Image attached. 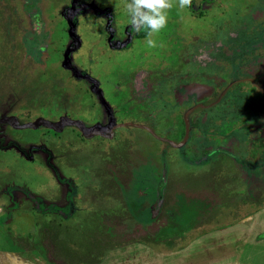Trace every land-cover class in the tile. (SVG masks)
Masks as SVG:
<instances>
[{
    "label": "rangeland",
    "instance_id": "rangeland-1",
    "mask_svg": "<svg viewBox=\"0 0 264 264\" xmlns=\"http://www.w3.org/2000/svg\"><path fill=\"white\" fill-rule=\"evenodd\" d=\"M126 3L0 0V121H57L60 129L17 130L18 145L0 146V245L37 250L46 261L90 264L85 249L95 240V264H102L110 252L108 261L141 251L126 248L130 242L145 239L164 250L167 236H180V245L206 229L264 214V162H246L245 133H224L248 104L230 86L262 59L264 0H193L184 9L173 0L166 27L151 37L163 45L155 48L130 31ZM217 91L219 100L208 105L201 92ZM182 117L188 136L176 145L170 141ZM166 140L175 151L160 161L150 150ZM170 165L171 179L173 168L183 178L192 173L188 196L164 191ZM17 190L25 197L14 202ZM25 208L54 217L35 221ZM15 214L22 230L7 235ZM44 226L53 238L48 246ZM31 231L30 244L18 241ZM256 236H234L212 259L264 264V235Z\"/></svg>",
    "mask_w": 264,
    "mask_h": 264
},
{
    "label": "crops",
    "instance_id": "crops-1",
    "mask_svg": "<svg viewBox=\"0 0 264 264\" xmlns=\"http://www.w3.org/2000/svg\"><path fill=\"white\" fill-rule=\"evenodd\" d=\"M15 145H16V142H14V141L11 142V146L15 147ZM117 189H118V187H117ZM119 191H120V193L123 194V191L121 189H119ZM73 196L75 198L77 197L75 194ZM117 196H119V195H117ZM39 197H41L42 199H45L42 196H39ZM204 205H205V203H204ZM25 209H26V213L28 212L30 214L29 217L34 218V220H35V218L39 217L40 222H42L44 217H50V216L54 217L52 214L51 215L48 214L49 216H46L45 213H41V216H40V215H37L36 212H32L28 208H25ZM263 212H264V209L261 211V213H263ZM109 215L117 216V217L121 218L123 215H125V213H122L121 215L120 214H118V215L109 214ZM258 215L257 214L251 215V216L247 217L246 219H244V221H241V223L240 222L237 224L232 223V225H230L229 228L220 227V228H216V229H209V230L206 229L205 231L201 232L196 237L191 238V239H189V241H186L183 244L181 243L180 245H176V243L178 241L177 239H179L180 236L179 237L167 236V238L169 240L168 239L166 240L167 244H166L164 250L156 249L155 246L150 244L151 242H149L145 239H141L140 241H136L135 244H133L131 242L128 243V237H127V243L129 245L126 244V245H128V246H126V248L130 249L133 245H135L137 247V249H141V251L137 250L135 253H133L134 256H130L131 255L130 254L129 256L127 255L126 257H115L113 259V261H108L107 258L111 255L110 254L111 252H110L105 256V261H104V263L102 262V264H107L108 262H109V264H214V263L219 264L217 262V260L212 259V257H213L212 252H214L218 248L223 247L224 245L230 243V241H232L234 236L242 235L244 237L245 235L248 236V235H251L253 233L254 236L257 234V236H256V239H257V238H260L261 236L264 235V234H262V233H264V214L263 215L261 214L259 216ZM10 216L12 217L11 219L14 220V221L11 220L10 222H13L14 225L9 222L10 224L5 226V229H6L5 233H7V235H8L10 233L12 234L13 231L21 232L22 226L19 227L20 224L19 225L16 224L17 222L19 223L21 221L20 220L16 221V217H17L16 214L10 215ZM10 216H8V218ZM55 216H58V215H55ZM72 216L73 215H71V214L69 215L70 218L68 219V221H72L74 219V217H72ZM158 217L159 216H157V218ZM61 218H64L63 214H61ZM155 220H156V218H155ZM246 220H249V221L247 222L246 227H243L242 223L245 222ZM32 221H33V219H32ZM52 221L55 222L54 219ZM57 221H59V220H57ZM60 224H61V222L59 221L55 225L60 226ZM236 225H238V226L236 227ZM34 227L37 228V225L35 224ZM48 227H50V226H48ZM136 227H138V226H136ZM41 229H44V230H40L41 237L44 234L43 232H46V234H47L46 236H44L45 240H44L43 245H46V244H47L46 246H48V244L51 245L53 238L51 237L52 236L51 234H50V236L48 234L50 231L48 229H46V226H44ZM138 229H139V227H138ZM35 232L36 231H34V232L31 231L30 233L25 232L24 235H19L18 241L27 242L28 244H30L32 238H34L33 235ZM126 236H128V235L126 234ZM157 238L159 239V236L154 235L151 240H154ZM161 238H164V237L162 236ZM121 241L120 242L123 243L122 245L124 246L125 244H124L123 238ZM93 243L94 244L92 245V247L90 249H85L87 251V256H85L86 257L85 260H87L90 264H95V254H96L95 247H94L95 246V240H93ZM172 243H175V245H176L174 248L171 247ZM72 246H75V244ZM24 248H23V250H25ZM45 248H47L48 252H49L50 249L48 247H45ZM168 249H170V250H168ZM49 254H51L53 256V254H55V253L52 252ZM40 255H41L40 252H37V250L28 251V252L24 251L23 252L21 249H17L15 246L8 247L5 245H3V246L0 245V264H63V262L57 263V262L51 261V260L46 261ZM53 257L58 258V255L55 254ZM60 260L62 261V258H60ZM213 260H215V261H213ZM64 264H66V261L64 262ZM223 264H256V263L251 262L249 260H232V261H229V262H226Z\"/></svg>",
    "mask_w": 264,
    "mask_h": 264
},
{
    "label": "trees",
    "instance_id": "trees-1",
    "mask_svg": "<svg viewBox=\"0 0 264 264\" xmlns=\"http://www.w3.org/2000/svg\"><path fill=\"white\" fill-rule=\"evenodd\" d=\"M77 3H79V0H77ZM138 37L140 39L145 38L146 37V30H141L138 33ZM257 54L260 55V57H262V59L258 62V64L256 66L247 68V71H246L247 75L244 76L239 81H237L228 90L231 92L238 93L239 94V96H237L238 100L239 99H247L248 104L245 105L243 108H240L236 111V114L238 115V117L239 116L240 117L235 120V122L231 128L226 129L224 132L225 135L231 134V133H233V131H241V132L246 134V137H247L246 141L247 142L245 143V148H244L246 162L256 164V165L264 162V51H258ZM220 94L221 93L219 91L214 92V93L213 92L212 93L201 92V95H203L202 96L203 99L204 98L207 99L208 105H212V106H215L216 102L220 98ZM235 105L236 104L231 105V106L234 107ZM206 106L207 105L204 104L203 106L192 110L189 114L192 115V113H199V112L203 111L204 107H206ZM255 116H256V118H255ZM253 121H255L256 123L255 124L252 123ZM56 122L57 121H55L54 123H56ZM18 124L21 125L23 123L18 122ZM108 125H111V123L110 122L108 124L102 123L103 127L108 126ZM78 127H80V126H78ZM88 128L89 127H86V129H88ZM95 131H97V130H95ZM14 133H17V130L13 129L10 126V124L0 125V146L3 149H10V148L14 147V146H11V142H13V141L16 142V140H15L16 135ZM177 134H178L177 138H175V139L172 138V140L169 139V140H171L170 142H174V144H176V145L184 142L188 136V124L183 117L179 121V132ZM146 135L150 136V139H155L149 132ZM127 137H129V135ZM170 142L168 140L163 141V142L160 141V144L162 147L157 148V149L153 148L150 151H153L152 153L155 152L157 154L158 159L161 161V159L164 157H167L170 152L175 151L174 150L175 148H173V146H171ZM124 146H126V145H124ZM127 146L130 147L131 145L127 144ZM135 148L138 152L139 150H138V147L136 145H135ZM131 151H133V150H131ZM139 152L142 153L141 155H143V151H139ZM157 157H155L153 159L155 160V159H157ZM170 159H171V157H170ZM177 160L178 159L175 157L174 161H177ZM171 163H173V162L171 161L170 164ZM169 167H170V169L168 168L169 174H166L167 179L165 180L164 183H162V184H164V186H165V184L167 185L164 188V191L166 190L167 193L172 192V195L173 194H179V195L184 196V193H185V195L188 196L186 194V192H184L185 191L184 188H186L187 185L196 184V181H194L192 176H190L192 173H189L188 176L186 175L185 178H183V177H181V175H182L181 172L178 171L175 173V169L173 168V173H172L173 179H171V177H170L171 165ZM186 168H188V167H185V169ZM189 169H190V167H189ZM189 171H191V170H188V172ZM179 173L181 175H179ZM169 185H171V186L169 187ZM116 191L120 192L119 189L117 190V188H116ZM182 191L184 193H181ZM74 194H76V186L74 188ZM261 194L262 193H260V191H257L258 197H260ZM263 195H264V192H263ZM263 200H264V198L261 201H263ZM237 210L238 209H236V211ZM249 215H247V216H249ZM11 218L12 217L10 216L9 219H11ZM156 219H159V217L157 218V216H156ZM234 223H236V222H234ZM0 237L4 238L1 231H0ZM160 240L163 241L162 238ZM168 250H170V249H168Z\"/></svg>",
    "mask_w": 264,
    "mask_h": 264
},
{
    "label": "clouds",
    "instance_id": "clouds-1",
    "mask_svg": "<svg viewBox=\"0 0 264 264\" xmlns=\"http://www.w3.org/2000/svg\"><path fill=\"white\" fill-rule=\"evenodd\" d=\"M193 0H178V7H191ZM173 7V0H127L124 8L130 31L146 30V44L149 48L163 47L151 37L164 29L168 23V10Z\"/></svg>",
    "mask_w": 264,
    "mask_h": 264
},
{
    "label": "water",
    "instance_id": "water-1",
    "mask_svg": "<svg viewBox=\"0 0 264 264\" xmlns=\"http://www.w3.org/2000/svg\"><path fill=\"white\" fill-rule=\"evenodd\" d=\"M76 1L77 0H74V5L76 4ZM11 120H13L12 127L14 129H16V130H21V129H37L40 124H49L54 130H57V131L60 130V129H57L56 128V123H52V122L38 120V121H36L34 123H28V124H25V125H18V121H17L16 118H11ZM62 120H65L68 124H75V123H77L75 121L66 120L65 118H62ZM9 121L8 120L7 121H0V124H5V123H7ZM98 126L101 127L100 124ZM85 129L86 128H84L83 123H81V131H82V133H85Z\"/></svg>",
    "mask_w": 264,
    "mask_h": 264
},
{
    "label": "flooded vegetation",
    "instance_id": "flooded-vegetation-1",
    "mask_svg": "<svg viewBox=\"0 0 264 264\" xmlns=\"http://www.w3.org/2000/svg\"><path fill=\"white\" fill-rule=\"evenodd\" d=\"M76 3H77V1H76ZM77 4H78V3H77ZM138 33H139V32H136V33H135V37H137V38H139V37H138ZM145 38H146V37H145ZM145 38H143V39H145ZM139 40H142V39L139 38ZM108 45L112 48V45L110 44L109 41H108ZM125 48H126V47H123L122 49H125ZM241 79H242V77H241ZM239 80H240V79H239ZM239 80H238V81H239ZM236 82H237V81H236ZM236 82H234L232 85H234ZM232 85L230 86V88L232 87ZM202 106H203V105H202ZM199 107H201V106H199ZM185 120H186V119H185ZM11 123H13V120L10 121V122H8V123L0 124V125L10 124V126H12ZM18 125H19V124H18ZM149 133L152 134L151 131H149ZM76 196H77V195H76ZM23 197H25V193L22 192L21 190H17V191L14 192V195H13L14 202H17L18 199H21V198H23ZM75 199H76V198H75ZM40 208H43V204L40 205Z\"/></svg>",
    "mask_w": 264,
    "mask_h": 264
}]
</instances>
